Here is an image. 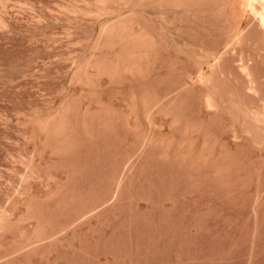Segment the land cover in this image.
I'll return each instance as SVG.
<instances>
[{
  "label": "rangeland",
  "instance_id": "374dc122",
  "mask_svg": "<svg viewBox=\"0 0 264 264\" xmlns=\"http://www.w3.org/2000/svg\"><path fill=\"white\" fill-rule=\"evenodd\" d=\"M154 5L0 0V264H264V42Z\"/></svg>",
  "mask_w": 264,
  "mask_h": 264
},
{
  "label": "bare ground",
  "instance_id": "6f19581e",
  "mask_svg": "<svg viewBox=\"0 0 264 264\" xmlns=\"http://www.w3.org/2000/svg\"><path fill=\"white\" fill-rule=\"evenodd\" d=\"M151 1H152V6L154 4L157 5V6L154 5L153 9H155V6H156V8L157 7L160 8L161 6H164V8H165L164 11H166V9H167V12L171 11V13L172 12H174V13L179 12V14L183 13L182 15L186 14L187 16L188 15L192 16V15H195V13L197 11H201V12H199L200 14L207 12L206 15H208V13H210V16L216 15L217 18L220 17V19L223 21V23L229 27L228 30H230L228 32L229 34H228L227 42H226L225 46L223 47V52H226L228 49L236 47V45H238L240 43V41L243 40V38L246 39L244 37V34H246L245 36H247L248 33L252 34V32L255 33V35L259 37L258 38L259 42H261V41L264 42V0H151ZM198 1L204 2V4L199 5ZM147 4H149V3H147ZM150 5H151V3H150ZM145 9H147V8H145ZM161 9H162V7H161ZM156 10L157 11H155V12L157 13L159 9L157 8ZM160 11L161 10H159V12ZM164 11H162V12H164ZM159 16H161V15L159 14ZM215 17H212V18H215ZM226 25H224V26H226ZM219 26H221V25H219ZM144 36H145V38H144V40H142V42L144 41L143 42L144 43L143 44L144 45V51L143 52H144V54L148 55V53L150 51L155 52V48H153L154 47L152 45L153 41L151 42L150 36L149 37L146 35H144ZM152 48L154 49V51ZM223 52H221V53H223ZM221 53H219V55H217V58L215 55V58L213 57V59H211V60H213V62H211V64H210L211 67L213 66V67L218 68V70H216V68H215V70L220 71V72H222V71H221V69L219 70V67H217L219 65V63H217V62H218V58H219V60L221 58L220 57ZM203 54L198 53L197 55H200L199 58H201L203 56ZM146 57L147 56H145V58ZM209 57H210V55H209ZM205 58H207V57H205ZM236 65H237V63H236ZM211 67L209 70L210 72L213 71V68H211ZM238 67H240L239 68L240 70L247 73L246 76L248 78L249 77L248 76L249 75V65L247 64V62L244 59H241V64H239ZM215 70L212 73L216 72ZM240 70H239V72H241ZM245 73H244V75H245ZM249 80H250V77H249ZM252 88H254V86ZM262 121L264 124V115H263Z\"/></svg>",
  "mask_w": 264,
  "mask_h": 264
}]
</instances>
